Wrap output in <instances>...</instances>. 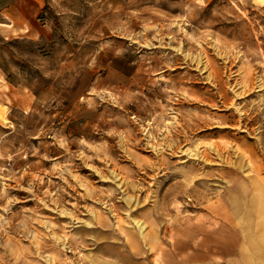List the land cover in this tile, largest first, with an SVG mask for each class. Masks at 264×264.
<instances>
[{
    "label": "rangeland",
    "instance_id": "obj_1",
    "mask_svg": "<svg viewBox=\"0 0 264 264\" xmlns=\"http://www.w3.org/2000/svg\"><path fill=\"white\" fill-rule=\"evenodd\" d=\"M259 185L264 0H0V264H175Z\"/></svg>",
    "mask_w": 264,
    "mask_h": 264
},
{
    "label": "crops",
    "instance_id": "obj_2",
    "mask_svg": "<svg viewBox=\"0 0 264 264\" xmlns=\"http://www.w3.org/2000/svg\"><path fill=\"white\" fill-rule=\"evenodd\" d=\"M250 194L242 210L236 203L235 211L205 213L204 241L192 233L185 244L192 254L175 264H264V187Z\"/></svg>",
    "mask_w": 264,
    "mask_h": 264
},
{
    "label": "bare ground",
    "instance_id": "obj_3",
    "mask_svg": "<svg viewBox=\"0 0 264 264\" xmlns=\"http://www.w3.org/2000/svg\"><path fill=\"white\" fill-rule=\"evenodd\" d=\"M178 145H179V144H178ZM174 150H175V149H174ZM198 153H199V151H192V152L190 151V153H189L188 155H194V156H196V157L199 158L200 156H198ZM202 159H203V157H202ZM139 228L142 229V227H140V226H139Z\"/></svg>",
    "mask_w": 264,
    "mask_h": 264
}]
</instances>
